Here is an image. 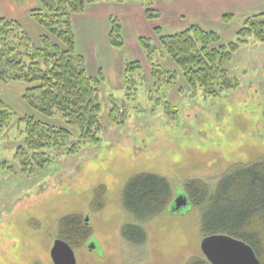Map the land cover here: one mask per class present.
Masks as SVG:
<instances>
[{"label": "rangeland", "instance_id": "rangeland-1", "mask_svg": "<svg viewBox=\"0 0 264 264\" xmlns=\"http://www.w3.org/2000/svg\"><path fill=\"white\" fill-rule=\"evenodd\" d=\"M89 7L74 17L77 50L86 56L88 72L103 69L96 97L103 125L99 142L81 141L72 128L65 145L45 150L50 160L44 167L28 154L24 161L17 154L24 145L21 117L65 124L28 106L26 83L1 84L0 97L14 114L0 133V264H54L51 248L61 238L59 219L67 214L79 215L89 228L84 243L73 247L78 264H187L193 256L205 257L199 206L175 213L168 206L140 221L124 208L123 192L133 176L158 174L172 186L171 205L178 194L187 195L186 183L193 179L215 186L236 163L264 160V38L256 27L224 65L239 86L219 96L193 92L159 46L160 36L192 24L216 31L224 44L238 42L246 19L264 11V0H100ZM111 16L122 24V45L108 38ZM27 28L38 42L42 28ZM141 40L153 48L151 60L161 71L156 78L149 71L150 47ZM136 61L140 66L133 68ZM130 67L132 91L125 84ZM114 106L116 120L110 115ZM129 222L146 230L142 244L123 237ZM259 259L264 264V249Z\"/></svg>", "mask_w": 264, "mask_h": 264}, {"label": "trees", "instance_id": "trees-1", "mask_svg": "<svg viewBox=\"0 0 264 264\" xmlns=\"http://www.w3.org/2000/svg\"><path fill=\"white\" fill-rule=\"evenodd\" d=\"M39 1L41 6L30 10L31 18L44 29L38 42H34L18 20L0 17V90L2 83L24 82L27 87L23 99L28 106L47 118H58L64 122L65 126L58 127L33 116L19 119L25 124L22 131L24 145L19 147L17 154L24 161L27 160L26 154L37 163L40 160L41 168L50 160L45 150L65 145L73 136L72 128L79 131L81 141L101 140V106L96 97L104 77L102 69L96 76L89 74L86 58L77 50L73 20L74 16L85 12L90 3L100 0ZM228 16L224 14L223 18ZM251 26L256 27L258 35L264 38V12L254 13L246 19L235 43L224 44L216 31L192 24L184 30L160 36L159 46L182 70L193 92L200 88L207 94L219 96L221 92L239 86L224 65L240 43L246 41L243 38L252 33ZM121 37L122 24L118 17L111 16L110 43L122 45L119 42ZM144 43L141 40L142 46L146 44L150 47ZM152 51L150 47L147 58L150 75L156 78L161 71L151 60ZM131 64L133 68L140 66L137 61ZM130 69L125 70L128 91L135 89ZM116 111V106L111 108L113 120H116ZM13 114L0 97V133ZM121 115L125 118L126 109ZM24 170H28L27 161ZM185 188L190 204L202 210L201 227L205 235L228 234L250 244L258 256L263 253L264 160L250 164L236 163L215 186L193 179L186 183ZM172 197V186L165 177L141 173L127 182L123 206L138 220L148 221L170 206ZM122 235L134 244H142L147 239L146 230L136 222L126 223ZM88 236L89 228L79 215L67 214L59 219V237L72 247L82 245ZM187 264L210 262L203 255H197L191 257Z\"/></svg>", "mask_w": 264, "mask_h": 264}, {"label": "water", "instance_id": "water-1", "mask_svg": "<svg viewBox=\"0 0 264 264\" xmlns=\"http://www.w3.org/2000/svg\"><path fill=\"white\" fill-rule=\"evenodd\" d=\"M189 204L187 195L178 194L169 207L175 213ZM85 222H89L88 217ZM200 247L210 264H261L259 256L250 244L228 234L206 235ZM92 248L93 245H90L89 249ZM51 258L54 264H78L75 249L62 238L55 239Z\"/></svg>", "mask_w": 264, "mask_h": 264}, {"label": "crops", "instance_id": "crops-1", "mask_svg": "<svg viewBox=\"0 0 264 264\" xmlns=\"http://www.w3.org/2000/svg\"><path fill=\"white\" fill-rule=\"evenodd\" d=\"M224 1H226V0H224ZM97 2H100V1H97ZM225 3H226V7L229 6L228 2H225ZM90 4L86 8V10L90 8L89 7ZM40 6H41V3L39 0H0V17H8L11 19L18 20L19 22H21V24L24 26V28L29 32L27 27H35L36 26L37 28H42L30 16V10L33 8H38ZM259 9H260V10H258L259 12H264L263 10H261V8H259ZM73 20H74V30L76 33V27L77 26H76V22H75V17H73ZM41 31L42 32L39 35L44 33V29L42 28ZM108 38H109V36H108ZM81 54H83V53H81ZM100 69H102V68L97 69L98 70L97 72H94V69H93L94 73L93 74L89 73V74L92 76H96L99 73Z\"/></svg>", "mask_w": 264, "mask_h": 264}, {"label": "flooded vegetation", "instance_id": "flooded-vegetation-1", "mask_svg": "<svg viewBox=\"0 0 264 264\" xmlns=\"http://www.w3.org/2000/svg\"><path fill=\"white\" fill-rule=\"evenodd\" d=\"M176 198V197H175Z\"/></svg>", "mask_w": 264, "mask_h": 264}]
</instances>
